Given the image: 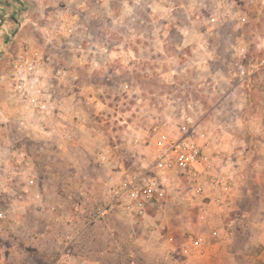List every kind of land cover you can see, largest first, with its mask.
<instances>
[{
	"label": "rangeland",
	"instance_id": "rangeland-1",
	"mask_svg": "<svg viewBox=\"0 0 264 264\" xmlns=\"http://www.w3.org/2000/svg\"><path fill=\"white\" fill-rule=\"evenodd\" d=\"M0 14L8 21L2 29L9 42L0 56V84L15 108L9 119L0 117L1 264H65L70 258L73 264H216L222 257L227 261L221 264H230L232 255L252 264L249 253L264 256V235L255 237L261 231L247 227L240 202L216 205L207 197L213 189L182 173L170 177L164 195L141 218L93 216L110 189L152 166L163 132L208 146L215 167L230 162L249 177L250 169L236 164L251 159L246 144L262 140L248 136L246 114L256 116L254 129L264 127V0H3ZM35 51L43 54L54 106L62 102L55 110L63 114L61 125L49 122L54 132L62 130L57 142L38 136L34 126L20 129L28 108L12 93L10 63ZM242 67L256 71L248 78L251 95L247 79L238 76ZM59 69L77 79L53 77ZM237 84L239 97H228ZM222 143L225 151L216 148ZM241 145V151L230 150ZM24 172L34 181L27 182L30 188ZM199 184L201 195L194 194ZM257 185L251 190H264ZM36 186L44 200L33 195ZM35 202L61 223L46 229L49 215ZM211 228L219 238H211ZM89 230L91 244L82 240ZM200 233L208 235L206 252L182 255L180 245ZM106 236L108 247L102 244ZM228 243L235 246L225 248Z\"/></svg>",
	"mask_w": 264,
	"mask_h": 264
},
{
	"label": "built area",
	"instance_id": "built-area-1",
	"mask_svg": "<svg viewBox=\"0 0 264 264\" xmlns=\"http://www.w3.org/2000/svg\"><path fill=\"white\" fill-rule=\"evenodd\" d=\"M72 32V30H69ZM241 49L240 55H243ZM10 70V86L17 100L27 106L30 121H22L25 131H33L36 128L38 136L51 135L54 131L49 126L51 119H57L56 107L52 100L49 87H46V67L43 54L35 51L30 54L19 53L13 57ZM264 67V59L260 64ZM241 80L248 79L250 73L242 67L238 70ZM62 81H73L77 76L69 69L57 70V76ZM48 84V83H47ZM157 131V129H155ZM155 142V155L152 166L144 173L134 174L126 178L118 187L110 189L107 198L98 205L93 216L95 218L104 215L121 213L131 219L141 218L146 215L147 207L154 199L164 195V187L173 174L182 173L195 179L203 180L212 186L215 197L211 200L216 205L223 206L230 201L232 194V182L230 178L223 177L215 172V163L209 155L208 146H200L188 136L175 137L169 133H160ZM33 184V180H29ZM204 187L200 184L194 189V194L201 195ZM38 197V196H37ZM207 208L202 207L200 219L205 220ZM0 212V219L4 218ZM211 238L217 239L219 232H211ZM66 242L72 243L70 237ZM204 234H197L186 239L179 247L184 256L203 255L210 242ZM61 244V241H58ZM63 244V243H62Z\"/></svg>",
	"mask_w": 264,
	"mask_h": 264
},
{
	"label": "crops",
	"instance_id": "crops-1",
	"mask_svg": "<svg viewBox=\"0 0 264 264\" xmlns=\"http://www.w3.org/2000/svg\"><path fill=\"white\" fill-rule=\"evenodd\" d=\"M3 0H0V2H2ZM7 20H5V22H6ZM8 22V21H7ZM17 34V31H15L12 35H9L10 37L12 36V37H14L15 35ZM17 37V36H16ZM9 44V42H8V38H7V35H6V33H5V31L2 29V27L0 28V56L2 55V52L5 50V48L7 47V45ZM255 72L256 71H249V73H250V78L252 77V75L253 74H255ZM259 73H257V75H258ZM252 79V78H251ZM253 81V80H252ZM239 85L240 84H237L236 86H233V87H231L232 89H230V91L228 92H226V94L228 95V97L231 95V96H236V97H239V94H240V91H241V89L239 88ZM244 86H245V88L248 90H246L247 91V95H251L252 94V89H253V87H254V85H250V81H248V79L246 80V82L243 84ZM11 89V88H10ZM225 94V95H226ZM240 97H242L241 95H240ZM234 99V98H233ZM15 101V100H14ZM18 102V101H17ZM58 103V104H57ZM62 104V102H55V104H56V108L57 109H61V107L60 106H58L57 107V105H59V104ZM19 104V103H18ZM23 104L21 103V106L20 107H23L22 106ZM18 107H19V105H18ZM3 108V109H2ZM10 109H15L14 107H13V102H12V99L11 98H8V96L5 94V91H4V89L1 87V84H0V117H2V121L4 120H7V117H8V115H10ZM23 109V108H22ZM23 111H24V109H23ZM57 115H60V117L58 116V118L56 119V121L59 123L58 125L60 126L61 125V118H62V112H60V111H58V113H57ZM26 116H28L27 114H26ZM26 116H22L21 118H20V121H19V124H20V129H21V131L22 132H24V130L22 129V121L23 120H26L27 119V122H29L30 121V118L29 117H27L26 118ZM8 119H9V117H8ZM246 119H247V121H248V123H249V125L250 124H252V126L250 127V130H251V132L249 131V130H247L248 132V136H251V137H253V136H261L262 137V140H261V143H251V144H246L245 145V147H247V150H249L250 152H252L253 154H252V156H251V159L253 160L252 162L251 161H249V160H251L250 158L247 160V161H242V162H238V164H236L238 167H242V164L244 165V167H246L247 169H250L249 171H250V173H248L249 174V177H243V176H241L240 174H239V171H237V169L235 168H233L232 166V163L230 164V162L228 163H226L225 165H220L218 162H216V169H215V172L216 173H218V174H220V175H222L223 177H227V178H230V180H231V182L233 183V185H234V190H235V193L234 192H232V194H231V196H230V203L231 202H233V204L234 203H238V202H240L239 204H237L238 205V207H239V209L241 210V212L239 211V214H242V213H244L246 216H249V220H248V224L246 223V225H247V227L250 229H253V230H255V231H261V232H259L258 234H255V237H256V235L257 236H261V235H264V190H261V191H259V192H256V191H254V190H251V187L254 185V186H256L258 183H263L264 184V175L263 176H261V174L263 173L262 171H264V127H262V128H259V129H254V126L255 125H253V123H251V122H253V119H256V116L254 117V115H251L250 113H247L246 114ZM52 120V119H51ZM50 120V121H51ZM55 120V119H54ZM234 132H236V133H234V135H239V130H236V131H234ZM61 133H62V130L59 128V127H57V130H56V132H53L51 135H49V136H44V137H42V138H44V139H51V140H54V141H58V140H61V139H58L57 138V136H60L61 135ZM61 138H62V136H61ZM232 146V145H231ZM242 146V145H241ZM216 148H220L221 150H224L225 148H228L227 146H225V144H221V145H219V147H216ZM242 148H243V146L242 147H235V146H233V148H230V150L231 149H236L237 151H241L242 150ZM225 151V150H224ZM263 152L262 154H260V152ZM210 152H211V148H210ZM216 160V159H215ZM228 164V165H227ZM247 164H249V165H247ZM225 168H228V169H226V171L224 172V169ZM252 171L254 172V174H252ZM23 174V177H22V179L25 181V183L27 184V186L30 188V186H29V184L27 183L29 180H30V178H29V180L28 179H26V173L24 172V173H22ZM237 174V175H236ZM252 174V175H251ZM263 178V179H262ZM242 182V184L245 186V189L242 191H240V189L238 188V185L240 184ZM204 184V183H203ZM204 185H207L206 187H208V188H211L212 189V186L211 185H209L208 186V184L206 183V184H204ZM258 186V185H257ZM41 188V187H40ZM39 188V186H38V188H37V186L36 187H32L31 189L32 190H34V192L35 193H33V195H35V196H40L41 198H43V200H44V196H43V192H42V189H40ZM237 188H238V190H237ZM214 193V192H213ZM212 192L210 193V194H208L207 195V197L208 198H213L214 197V194H213ZM216 194V193H215ZM31 195H32V193H31ZM30 198V200H32V201H35L34 199H33V196L32 197H29ZM106 200V199H105ZM104 200V201H105ZM212 202H213V200H211ZM241 201H245V206H241ZM38 202H35V204L33 205L34 207H37V208H40V206L37 204ZM214 203V202H213ZM215 204V203H214ZM228 205H229V203H227ZM227 204H225V205H223V206H226ZM212 204H210V205H207L208 206V208L211 206ZM228 205H227V207H228ZM39 206V207H38ZM60 207H62L61 205H60ZM203 207H205L206 208V205H204ZM43 208V209H42ZM63 208V207H62ZM207 208V209H208ZM41 210H44L45 209V207H44V205H42V207L40 208ZM202 209V208H201ZM200 209V210H201ZM46 210V209H45ZM220 210V212L222 211V208H220L219 209ZM47 211V213H48V215H49V219L44 223V225H45V228L46 229H49L50 227L52 228V225L54 224H60L61 223V219H59V220H57V219H55L54 218V216L53 215H51V212L49 211V210H46ZM217 212L219 213V211L217 210ZM44 212H42V214H43ZM217 214V213H216ZM221 214V213H220ZM218 215V214H217ZM221 215H223V214H221ZM251 217H253V225H252V223L250 222V219H251ZM258 217H260L261 219L260 220H258ZM111 218H119V219H125V217L123 216V214H121V213H118V214H110V215H108V217H107V219H111ZM55 220H57V221H55ZM47 222H50L51 224H49V223H47ZM46 224H48V225H46ZM212 224V226H214V224L213 223H211ZM209 225V224H208ZM57 226H60V225H57ZM242 227H243V225H242ZM261 228V229H260ZM57 229V231L58 232H63L64 230L63 229H59V228H56ZM257 229H259V230H257ZM52 230V229H51ZM51 230H50V232H51ZM214 230H217L218 232H219V234H220V231L218 230V229H216V228H214V229H212L211 228V230L208 232V233H210L211 234V232L212 231H214ZM252 230V231H253ZM46 232V234H47V232L48 231H45ZM92 234H93V230H89L88 232H87V235L86 236H84V238L82 239L83 241H85L86 239H87V241H89V243L88 244H91L92 243V239H94V238H91V236H92ZM200 234H204L206 237H208V235H206L205 233H200ZM219 237H220V235H219ZM218 237V238H219ZM106 240H111V237L110 236H106V237H104V239H103V246L104 247H108V244L109 243H111V241L110 242H106ZM83 241H82V243H83ZM239 242L237 241V244H238ZM261 244L264 246V242H261ZM233 247V246H235V244L234 243H232V244H230V243H228V244H226V246H225V248L226 247ZM236 249H237V251H240V249H241V247H236ZM91 254H93V252L91 253ZM1 255L3 256H5L6 257V252L3 250L2 252H1ZM106 254H105V252H104V250H102V252H101V256H105ZM249 255H250V257H249V259L252 261L251 263L252 264H261V262H262V260L264 261V256H261V257H257L256 256V253L254 252V254L252 255L251 253H249ZM252 255V256H251ZM254 256H256V257H254ZM4 257V258H5ZM26 258H28V260H32L33 259V255L31 254V253H28V254H26ZM2 259H3V257H2ZM2 259L0 258V264H1V261H2ZM8 260V259H7ZM53 261H54V259H53ZM59 261V260H58ZM82 261H83V259H82ZM225 261H227V258L226 257H222L221 258V260L220 261H216L215 263L216 264H221V263H223V262H225ZM86 262V261H85ZM89 262H91V261H89ZM93 262V261H92ZM94 262H96V261H94ZM244 261H243V259H242V261H238V262H236V259L234 258V256L232 255V256H230V264H245V263H243ZM250 261H247V264L249 263ZM8 263V262H7ZM29 263V262H28ZM73 264L72 263V258H70L69 259V261H67V262H65V264ZM4 264H6V263H4ZM10 264V263H9ZM30 264V263H29ZM34 264V263H33ZM52 264H55V262L54 263H52ZM59 264H62V263H59ZM80 264V263H79ZM106 264V263H105Z\"/></svg>",
	"mask_w": 264,
	"mask_h": 264
},
{
	"label": "water",
	"instance_id": "water-1",
	"mask_svg": "<svg viewBox=\"0 0 264 264\" xmlns=\"http://www.w3.org/2000/svg\"><path fill=\"white\" fill-rule=\"evenodd\" d=\"M5 17L6 16L4 14H0V28L5 24Z\"/></svg>",
	"mask_w": 264,
	"mask_h": 264
}]
</instances>
